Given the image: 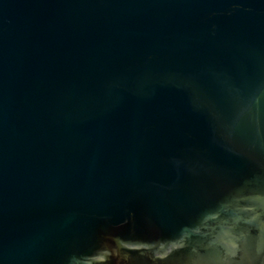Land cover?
I'll use <instances>...</instances> for the list:
<instances>
[{
	"label": "water",
	"instance_id": "obj_1",
	"mask_svg": "<svg viewBox=\"0 0 264 264\" xmlns=\"http://www.w3.org/2000/svg\"><path fill=\"white\" fill-rule=\"evenodd\" d=\"M0 264H264V0H0Z\"/></svg>",
	"mask_w": 264,
	"mask_h": 264
}]
</instances>
